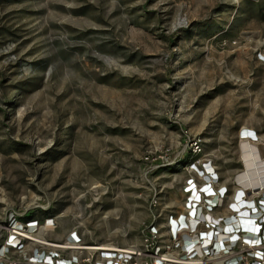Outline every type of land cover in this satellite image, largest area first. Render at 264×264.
<instances>
[{
  "label": "rangeland",
  "instance_id": "374dc122",
  "mask_svg": "<svg viewBox=\"0 0 264 264\" xmlns=\"http://www.w3.org/2000/svg\"><path fill=\"white\" fill-rule=\"evenodd\" d=\"M243 126L264 159V0H0V223L137 243L192 161L242 172Z\"/></svg>",
  "mask_w": 264,
  "mask_h": 264
},
{
  "label": "built area",
  "instance_id": "2783aa9c",
  "mask_svg": "<svg viewBox=\"0 0 264 264\" xmlns=\"http://www.w3.org/2000/svg\"><path fill=\"white\" fill-rule=\"evenodd\" d=\"M241 138L259 140L250 128L242 129ZM202 149L201 141L193 140V154ZM261 163L264 168V159ZM189 166L193 173L182 187V209L162 218L160 198L154 196L153 217L141 223L139 242H87L78 226L53 238L54 216L10 213L0 223V264H264V183L244 185L243 171L224 181L211 159Z\"/></svg>",
  "mask_w": 264,
  "mask_h": 264
},
{
  "label": "bare ground",
  "instance_id": "6f19581e",
  "mask_svg": "<svg viewBox=\"0 0 264 264\" xmlns=\"http://www.w3.org/2000/svg\"><path fill=\"white\" fill-rule=\"evenodd\" d=\"M242 128L246 129V127H244V126ZM240 141L244 145V147L242 146V152H243V159H242L243 170L242 171H243V174L241 175V179L246 178V180L247 179L249 180V181L248 180L245 181L244 185H246V184L252 185L253 184L252 180H255V179H257L261 184H263L264 183L263 178H262L263 173L261 172V170L264 168H262V167L260 168V166H262L261 165L262 164L261 163L262 158L260 156V153H258V149L256 147V144H253L251 141L247 140V138H241ZM245 148H246V150L244 151ZM244 153H245V155H244ZM246 162L249 164L248 166H247ZM244 163L246 164V166ZM255 169L258 170V172H255ZM254 194H255V192H254ZM243 219H244V223L247 224L246 218H243ZM124 242H126V243L128 242V239L126 236H124Z\"/></svg>",
  "mask_w": 264,
  "mask_h": 264
},
{
  "label": "crops",
  "instance_id": "0c3cea01",
  "mask_svg": "<svg viewBox=\"0 0 264 264\" xmlns=\"http://www.w3.org/2000/svg\"><path fill=\"white\" fill-rule=\"evenodd\" d=\"M224 179V181H228L229 179H230V177H228V178H223Z\"/></svg>",
  "mask_w": 264,
  "mask_h": 264
}]
</instances>
